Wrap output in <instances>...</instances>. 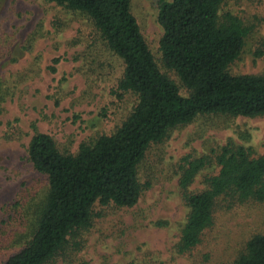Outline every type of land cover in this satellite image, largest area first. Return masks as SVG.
<instances>
[{
    "label": "rangeland",
    "instance_id": "374dc122",
    "mask_svg": "<svg viewBox=\"0 0 264 264\" xmlns=\"http://www.w3.org/2000/svg\"><path fill=\"white\" fill-rule=\"evenodd\" d=\"M131 9L158 68L187 95L162 63L158 1L131 0ZM220 12L237 16L248 30L229 73H264V0H224ZM121 71L83 15L46 0H0V260L24 245L47 188L46 176L27 158L31 135L46 133L60 151L75 153L80 143L112 133L136 103L132 93H114ZM228 142L264 156V116L205 115L171 129L139 164L138 178L147 184L137 203L96 206L91 227L47 264H230L251 236L264 234V202L218 205L200 245L188 254L176 251L187 215L179 166L210 158ZM208 172L202 169L189 190H202Z\"/></svg>",
    "mask_w": 264,
    "mask_h": 264
},
{
    "label": "trees",
    "instance_id": "16d2710c",
    "mask_svg": "<svg viewBox=\"0 0 264 264\" xmlns=\"http://www.w3.org/2000/svg\"><path fill=\"white\" fill-rule=\"evenodd\" d=\"M46 1L91 22L122 64L114 93L119 97L132 93L136 103L112 133L80 143L75 153L62 152L50 135L33 132L27 158L46 176L47 188L24 245L0 264H47L91 227L96 206H134L147 184L138 178L139 164L150 146L162 142L171 129L205 115L264 116V73L228 71L248 30L237 16L220 12L224 0H157L162 63L187 95L155 63L131 0ZM212 155L179 166L178 188L187 208L176 243L182 255L200 245L218 205L264 202V156L251 157L247 148L232 142ZM204 168H211L203 176L204 188L190 191ZM230 264H264V234L251 236Z\"/></svg>",
    "mask_w": 264,
    "mask_h": 264
}]
</instances>
